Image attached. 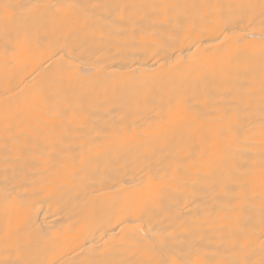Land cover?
Wrapping results in <instances>:
<instances>
[{
	"label": "bare ground",
	"instance_id": "bare-ground-1",
	"mask_svg": "<svg viewBox=\"0 0 264 264\" xmlns=\"http://www.w3.org/2000/svg\"><path fill=\"white\" fill-rule=\"evenodd\" d=\"M0 264H264V0H0Z\"/></svg>",
	"mask_w": 264,
	"mask_h": 264
}]
</instances>
